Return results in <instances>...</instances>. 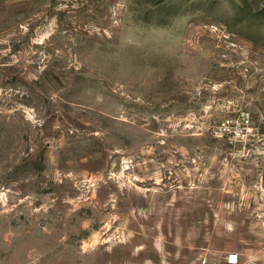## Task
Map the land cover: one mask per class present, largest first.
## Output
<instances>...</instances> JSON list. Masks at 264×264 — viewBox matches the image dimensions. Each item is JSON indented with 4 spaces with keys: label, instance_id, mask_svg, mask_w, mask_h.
Returning a JSON list of instances; mask_svg holds the SVG:
<instances>
[{
    "label": "rangeland",
    "instance_id": "374dc122",
    "mask_svg": "<svg viewBox=\"0 0 264 264\" xmlns=\"http://www.w3.org/2000/svg\"><path fill=\"white\" fill-rule=\"evenodd\" d=\"M231 253L264 264V0H0V264Z\"/></svg>",
    "mask_w": 264,
    "mask_h": 264
},
{
    "label": "built area",
    "instance_id": "2783aa9c",
    "mask_svg": "<svg viewBox=\"0 0 264 264\" xmlns=\"http://www.w3.org/2000/svg\"><path fill=\"white\" fill-rule=\"evenodd\" d=\"M221 39L224 42L226 48L228 50H234L237 46V44L231 39L230 35L228 33L222 32ZM236 255L235 254H229L227 256V263L228 264H235L236 263Z\"/></svg>",
    "mask_w": 264,
    "mask_h": 264
}]
</instances>
